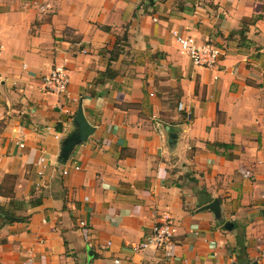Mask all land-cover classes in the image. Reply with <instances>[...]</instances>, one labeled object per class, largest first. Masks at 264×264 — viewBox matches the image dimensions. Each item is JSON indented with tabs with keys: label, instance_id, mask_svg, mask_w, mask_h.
<instances>
[{
	"label": "crops",
	"instance_id": "obj_1",
	"mask_svg": "<svg viewBox=\"0 0 264 264\" xmlns=\"http://www.w3.org/2000/svg\"><path fill=\"white\" fill-rule=\"evenodd\" d=\"M174 32L220 60L195 65ZM57 64L62 94L42 88ZM79 103L94 132L59 163ZM5 178L40 203L0 217V264H158L132 244L164 216L170 264H264V0H0ZM216 197L221 219L199 210Z\"/></svg>",
	"mask_w": 264,
	"mask_h": 264
},
{
	"label": "built area",
	"instance_id": "obj_2",
	"mask_svg": "<svg viewBox=\"0 0 264 264\" xmlns=\"http://www.w3.org/2000/svg\"><path fill=\"white\" fill-rule=\"evenodd\" d=\"M174 37L179 45L180 51L186 54L195 65L210 68L220 60L222 50L220 47L212 43L197 44L196 40L191 36H185L178 32H174ZM42 88L46 92L62 94L66 92L69 82V74L64 64H57L51 70L44 74L41 78ZM23 146V144H19ZM43 159L41 158V161ZM78 165H74V169H78ZM68 169H63V173H67ZM244 176L249 175V171L243 172ZM176 223L169 216L161 217L152 226L151 234L138 243L132 244L133 250H145L154 248L161 252L162 260L158 264H170L174 257V249L176 246L174 237L176 234ZM27 261H30L29 259ZM27 261L21 264H27ZM118 263L119 260H114Z\"/></svg>",
	"mask_w": 264,
	"mask_h": 264
},
{
	"label": "water",
	"instance_id": "obj_3",
	"mask_svg": "<svg viewBox=\"0 0 264 264\" xmlns=\"http://www.w3.org/2000/svg\"><path fill=\"white\" fill-rule=\"evenodd\" d=\"M72 121L74 124V130L67 134L60 143L59 152L57 156V162L59 163H65L70 158L74 148L78 144L85 142L88 137L94 132V127L88 122L85 117L81 103H79L77 111ZM171 141H173L172 138L170 139V142ZM199 210H209L214 214L216 219H221L220 201L217 197L211 200L210 202L202 205ZM0 217H2L3 219H10L9 216L5 215L2 212H0ZM231 226L232 222L227 221L225 223V227L227 229H229ZM249 264H256V262L252 261Z\"/></svg>",
	"mask_w": 264,
	"mask_h": 264
},
{
	"label": "trees",
	"instance_id": "obj_4",
	"mask_svg": "<svg viewBox=\"0 0 264 264\" xmlns=\"http://www.w3.org/2000/svg\"><path fill=\"white\" fill-rule=\"evenodd\" d=\"M107 29V28H106ZM209 146H219L223 148H228L230 144L216 142V143H207ZM0 196L6 197V202L0 201V212L9 216L10 219H27L28 214H22V210H26L28 205L35 206L40 203L39 197H32L29 199H17L13 195V191L4 187L0 184ZM8 198V199H7ZM237 247L240 249H244V245L242 240L237 244Z\"/></svg>",
	"mask_w": 264,
	"mask_h": 264
},
{
	"label": "rangeland",
	"instance_id": "obj_5",
	"mask_svg": "<svg viewBox=\"0 0 264 264\" xmlns=\"http://www.w3.org/2000/svg\"><path fill=\"white\" fill-rule=\"evenodd\" d=\"M247 171V170H246ZM5 180H7V182L5 183V186L7 187V185L6 184H9V186H10V184H11V179L10 178H8V179H6L5 178ZM12 186H10V188H11ZM3 200V199H2ZM2 202H6V201H2Z\"/></svg>",
	"mask_w": 264,
	"mask_h": 264
}]
</instances>
